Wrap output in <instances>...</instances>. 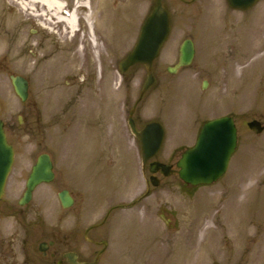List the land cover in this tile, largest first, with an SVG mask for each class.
<instances>
[{"label": "rangeland", "instance_id": "1", "mask_svg": "<svg viewBox=\"0 0 264 264\" xmlns=\"http://www.w3.org/2000/svg\"><path fill=\"white\" fill-rule=\"evenodd\" d=\"M21 1L0 0V119L16 148L14 169L0 203V242L6 244L10 234L14 240L8 253L0 250V264H24L25 216L36 212L45 222H56L61 212L57 193L62 189L80 196L97 219L110 200L130 202L145 191L139 144L127 126L135 104L137 128L148 121L164 127L165 141L155 160L175 165L194 144L201 125L223 115L234 118L238 141L224 177L213 186L196 188L191 201L178 194L177 176L151 188L176 213L180 224L176 234L164 228L159 218L165 215L163 209L146 216L136 206L122 212L124 222L109 226L114 254L122 258L121 248H127L126 264H142L141 240L148 244L159 239L165 244L175 238L177 255L182 257L190 255L184 246L187 241L198 238L206 239L202 255L231 254V262L225 264H264V132L256 135L247 128L251 120L264 125V0L247 12L230 10L226 0L201 5L163 0L171 32L152 66L154 84L139 102L144 67L120 74L117 65L133 48L155 0H61L66 4L63 11L73 10L78 18L76 35L62 22L48 21L38 4H33L32 13L20 8ZM75 3L80 8L74 9ZM60 16L67 17L63 12ZM87 19L96 50L82 46L62 50L84 43ZM185 39L194 43L193 63L169 74L166 69L176 64ZM104 45L108 49L100 50ZM229 53L234 62L227 69L224 57ZM12 75L30 84L24 102L14 94ZM203 81H208L205 89ZM80 105L85 106L86 117L102 121L103 131L88 133L81 128L75 119ZM41 153L52 158L55 180L39 186L32 202L19 210L25 180ZM5 209L16 213L9 215ZM221 245L223 253L217 252ZM160 246L163 259L166 250Z\"/></svg>", "mask_w": 264, "mask_h": 264}, {"label": "flooded vegetation", "instance_id": "2", "mask_svg": "<svg viewBox=\"0 0 264 264\" xmlns=\"http://www.w3.org/2000/svg\"><path fill=\"white\" fill-rule=\"evenodd\" d=\"M208 0H188L191 5H201ZM262 0H259L261 2ZM84 39L83 44L75 42V45L69 46L67 49L62 50H78L79 46H82V50H96L94 44L92 45L88 39L90 36L87 35ZM95 35L93 34V38ZM106 46H102L100 50H106ZM108 49V48H107ZM93 58L88 55V62L91 63ZM224 62L226 63L227 69H229L233 64L232 53L227 54L224 57ZM224 66L222 67V69ZM28 82V81H27ZM30 86L28 82V87ZM76 98V97H75ZM80 97H78L79 99ZM82 107H78L75 117L76 122L81 125L82 129L90 130L99 128L104 130L105 127L102 121H97L96 118H92V115L88 117L82 113ZM136 122V121H135ZM136 124V123H135ZM8 143L11 145L10 137L7 135ZM13 149L14 146L12 145ZM15 153V149H14ZM154 161V160H152ZM151 162V161H150ZM149 162V163H150ZM169 165L170 168L167 170L169 172L168 176H164L160 171L156 173L155 178L158 184L168 183L169 180L176 176L173 169V164L170 161L163 162ZM53 170L56 176L55 165L53 164ZM150 177V175H149ZM147 178L145 184L148 190L141 193L136 199L131 203H126L123 199L117 201H109V207H107L106 212L97 219L95 212H92V208H87L83 201H80V196H76L73 192L71 193L67 189H62L61 191L67 190L71 196L73 203L68 209L62 208L60 205L61 212L58 213L56 222H45V218L39 217L36 212V216H25V223L23 224V231L25 235V240L23 239V251H24V264H126V258L128 259V249L121 248L122 259L117 254H114L112 237L110 225L117 224L118 222H124L125 214L123 216L122 212L128 211L129 209L140 206L146 216H151L154 213V209H163L165 215H159L164 228L167 231L174 232L176 234L179 230L180 224L176 219V213L173 208L170 207L169 203H161L159 197L155 195L154 191L150 190L151 182ZM55 180V178H54ZM178 194L187 201H191L194 198V188L181 186ZM60 191V192H61ZM79 191V195H80ZM30 204V203H29ZM28 204V205H29ZM28 205L20 207L19 210H23ZM91 206V204H90ZM8 211L9 215L15 214L16 210L13 211L5 209ZM156 215V214H155ZM0 240L3 238L0 236ZM14 238L10 234L8 240H5L6 244L0 242V250L8 253V245H11ZM163 240L152 239L148 244L147 240H141L139 242V247L141 249L140 256L143 257L142 264H225L231 262L232 255H202L201 252H205L203 249L206 245V239L193 238L187 241L186 252L190 253L187 256H178L176 252L177 240L169 239ZM208 242V241H207ZM160 244L165 247L166 253L165 258L162 259L158 254L160 250ZM13 246V244H12ZM206 247V246H205ZM224 246L221 245V250L217 252L223 253ZM6 249V250H5ZM182 258V259H181ZM37 260V262L35 261Z\"/></svg>", "mask_w": 264, "mask_h": 264}, {"label": "water", "instance_id": "3", "mask_svg": "<svg viewBox=\"0 0 264 264\" xmlns=\"http://www.w3.org/2000/svg\"><path fill=\"white\" fill-rule=\"evenodd\" d=\"M231 8L245 10L253 6L257 0H227ZM169 18L160 0H156L154 7L145 18L133 50L119 63L121 72L130 67L141 64L147 72L142 94L153 84L152 62L158 56L160 49L169 35ZM193 57L192 42L186 40L180 47L179 67L190 64ZM169 72L175 70L168 69ZM12 85L17 96L22 101L27 96L26 82L20 77H12ZM132 134L139 140L143 163L154 156L160 149L163 141V130L157 123L148 124L141 132H136L131 121L129 122ZM248 127L255 133H261L263 128L257 121H252ZM236 147V129L231 118L223 117L205 123L199 133L196 144L187 150L179 160V177L190 185L210 184L216 181L225 172L231 155ZM13 161V151L7 145L0 122V197L7 174ZM160 165H151V172H155ZM50 163L46 155L38 158L27 181L26 192L20 202L24 204L31 198V192L41 182L52 179ZM63 206L71 203L67 193L60 196Z\"/></svg>", "mask_w": 264, "mask_h": 264}, {"label": "bare ground", "instance_id": "4", "mask_svg": "<svg viewBox=\"0 0 264 264\" xmlns=\"http://www.w3.org/2000/svg\"><path fill=\"white\" fill-rule=\"evenodd\" d=\"M33 4H38L43 12L44 17L47 18L48 21H52L53 19L62 22L65 25V29L69 33H73L76 31V16L75 12L73 11L71 14H68L67 17H61L60 13L63 12L65 7L63 2H59L57 0H22L18 6L22 9H26V11L31 10ZM86 6V5H85ZM77 7V4H76ZM87 28L90 27L89 19L86 20Z\"/></svg>", "mask_w": 264, "mask_h": 264}]
</instances>
